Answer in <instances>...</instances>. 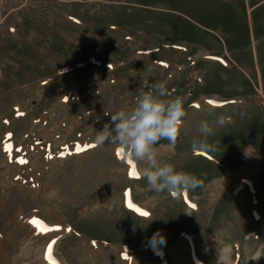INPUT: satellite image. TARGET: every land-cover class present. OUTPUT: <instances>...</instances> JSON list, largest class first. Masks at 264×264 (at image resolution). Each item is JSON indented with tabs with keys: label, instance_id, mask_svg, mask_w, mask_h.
<instances>
[{
	"label": "rangeland",
	"instance_id": "rangeland-1",
	"mask_svg": "<svg viewBox=\"0 0 264 264\" xmlns=\"http://www.w3.org/2000/svg\"><path fill=\"white\" fill-rule=\"evenodd\" d=\"M143 80L187 113L178 197L94 143ZM0 264H264V0H0Z\"/></svg>",
	"mask_w": 264,
	"mask_h": 264
},
{
	"label": "clouds",
	"instance_id": "clouds-1",
	"mask_svg": "<svg viewBox=\"0 0 264 264\" xmlns=\"http://www.w3.org/2000/svg\"><path fill=\"white\" fill-rule=\"evenodd\" d=\"M137 93L134 107L116 112L105 111L106 116L110 115V121L103 125L102 130L96 132L94 143L97 146L108 144L122 149L138 164H145L139 173L140 178L146 181L150 191L157 194L167 193L178 197L202 186L203 181L195 175L177 171L172 164H161L154 147L161 140H167L170 147H175L183 118L187 114L182 98L163 99L167 95L164 83L154 82L149 85L145 80ZM65 98L67 102V97ZM210 114L215 116V113ZM230 119L220 114L215 116L213 123L217 127H223ZM198 131L200 137L192 140V151H217V145L209 143L207 139L214 135V128L208 120L199 122ZM152 239L161 244L166 242L159 232Z\"/></svg>",
	"mask_w": 264,
	"mask_h": 264
},
{
	"label": "snow or ice",
	"instance_id": "snow-or-ice-1",
	"mask_svg": "<svg viewBox=\"0 0 264 264\" xmlns=\"http://www.w3.org/2000/svg\"><path fill=\"white\" fill-rule=\"evenodd\" d=\"M209 103H212V102L210 101ZM90 147H94V145H92V146H90ZM80 150H82V149H80ZM123 153H124V151H123L122 149H117V152H116L117 156L123 157ZM21 162L23 163L24 161H21ZM128 163H129L130 165H132V170H131V172H130L129 174H130L131 176H133V177H137V178H138L139 173L136 171V169H135V165L132 164V161H131V160H129ZM128 206H129V207H132L131 204H129ZM136 211L139 212L140 215H142V216H147V215H148L147 212H142V211H140V209H136ZM30 223H32V224H34V225H37V226L40 225V221L35 220V219L32 220V221H30ZM45 230H47V229H45ZM51 250H52V246H51V244H50V245L48 246V250H47L46 258H50V257H51Z\"/></svg>",
	"mask_w": 264,
	"mask_h": 264
},
{
	"label": "crops",
	"instance_id": "crops-1",
	"mask_svg": "<svg viewBox=\"0 0 264 264\" xmlns=\"http://www.w3.org/2000/svg\"><path fill=\"white\" fill-rule=\"evenodd\" d=\"M259 2V1H258ZM257 3V2H256ZM253 6H255V5H253ZM261 22H263V21H261Z\"/></svg>",
	"mask_w": 264,
	"mask_h": 264
}]
</instances>
